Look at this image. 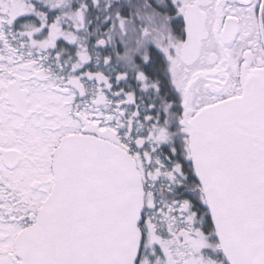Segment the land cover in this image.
Returning <instances> with one entry per match:
<instances>
[{
    "label": "snow or ice",
    "instance_id": "snow-or-ice-1",
    "mask_svg": "<svg viewBox=\"0 0 264 264\" xmlns=\"http://www.w3.org/2000/svg\"><path fill=\"white\" fill-rule=\"evenodd\" d=\"M0 264H264V0H0Z\"/></svg>",
    "mask_w": 264,
    "mask_h": 264
}]
</instances>
